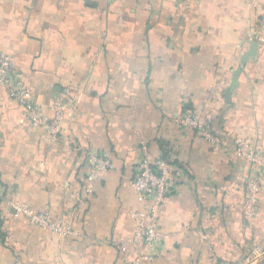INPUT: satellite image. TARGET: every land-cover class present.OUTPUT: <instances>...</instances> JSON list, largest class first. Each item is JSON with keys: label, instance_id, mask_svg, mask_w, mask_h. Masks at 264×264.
<instances>
[{"label": "crops", "instance_id": "crops-1", "mask_svg": "<svg viewBox=\"0 0 264 264\" xmlns=\"http://www.w3.org/2000/svg\"><path fill=\"white\" fill-rule=\"evenodd\" d=\"M0 52L50 128L0 85V264H132L145 155L169 175L164 240L142 264H264V190L247 219L251 168L236 154L245 139L264 152V0H0ZM190 112L210 137L181 125ZM92 155L114 167L89 193ZM14 203L72 230L15 217Z\"/></svg>", "mask_w": 264, "mask_h": 264}, {"label": "built area", "instance_id": "built-area-1", "mask_svg": "<svg viewBox=\"0 0 264 264\" xmlns=\"http://www.w3.org/2000/svg\"><path fill=\"white\" fill-rule=\"evenodd\" d=\"M0 85L5 86L9 90L10 97L25 107L31 122L37 124L44 120L43 123L49 128V120L44 116L41 106L31 99L30 90L25 85L23 78L17 73L16 66L12 57L7 53L0 52ZM57 116L59 122L65 104L56 103ZM181 125L192 127L198 132L210 137L205 126L199 121L194 113H187L180 120ZM55 126V125H54ZM50 129V128H49ZM58 127L55 126L50 132L56 135ZM213 142H217L214 137ZM236 154L243 159L251 168L247 177V196L244 201V212L247 219L256 216L259 209V193L264 188V153L259 151L249 140H241L236 147ZM90 172L87 176V191L92 192L93 181L105 171L112 169L114 163L111 159L102 155L90 156ZM169 164L163 158L150 159L147 155L142 157L137 163L136 174L132 178V186L138 194L139 200L145 205L150 203L146 212H134L137 219V228L132 236L133 243L140 244L142 250L139 256L132 264H142L143 260L153 259L156 253L149 250L152 247H158L164 240V233L158 227V209L164 200L168 189ZM13 215L15 217H26L31 223L47 227L61 233L71 232L68 224L54 221L49 210L35 211L28 206L22 204H13ZM0 245H1V219H0ZM123 249L127 246L123 245Z\"/></svg>", "mask_w": 264, "mask_h": 264}, {"label": "water", "instance_id": "water-1", "mask_svg": "<svg viewBox=\"0 0 264 264\" xmlns=\"http://www.w3.org/2000/svg\"><path fill=\"white\" fill-rule=\"evenodd\" d=\"M257 47H258L257 43L252 42L251 49L247 51L242 57L243 62L247 61L250 57H255L257 53ZM240 71H241V67H239V69L237 70L236 75H238Z\"/></svg>", "mask_w": 264, "mask_h": 264}, {"label": "rangeland", "instance_id": "rangeland-1", "mask_svg": "<svg viewBox=\"0 0 264 264\" xmlns=\"http://www.w3.org/2000/svg\"><path fill=\"white\" fill-rule=\"evenodd\" d=\"M252 143V142H251ZM253 144V143H252ZM255 146V145H254ZM256 147V146H255ZM257 148V147H256ZM259 149V148H258ZM259 151H261V152H263L261 149H259ZM264 153V152H263ZM246 181H247V179H246ZM264 190V188L260 191V193L262 192ZM247 191H248V187H247V182H246V196H247ZM260 193H259V195H260ZM246 196H245V198H246ZM245 198H244V201H245ZM258 199H259V196H258ZM243 207H244V202H243Z\"/></svg>", "mask_w": 264, "mask_h": 264}]
</instances>
